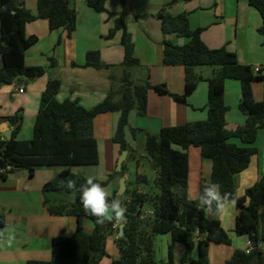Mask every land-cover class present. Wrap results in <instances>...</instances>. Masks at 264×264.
Instances as JSON below:
<instances>
[{"label": "trees", "instance_id": "obj_1", "mask_svg": "<svg viewBox=\"0 0 264 264\" xmlns=\"http://www.w3.org/2000/svg\"><path fill=\"white\" fill-rule=\"evenodd\" d=\"M190 2L191 0H183ZM87 5L99 13L108 12L107 0H86ZM122 11L115 18V27L108 38L122 32L121 43L124 48L125 73L123 77L122 98L113 99L111 94L102 103L86 108L77 100L60 101L57 94L61 89L59 79L49 80L42 95L36 116L33 135L22 140L18 135L22 128V117L11 116L15 125L11 138H0V176L25 169L34 171L40 168L61 167L63 170L43 186L44 204L53 215H73L76 229L72 235L60 234L52 240V257L49 261H31L29 264H99L108 255L106 243L114 222L98 224L96 218L86 212L80 202V193L62 187L68 179H75L82 185L86 177L72 171L73 167L97 166L100 163L98 141L94 134V118L105 112H119L120 117L114 132V143L121 151L129 150L126 135L130 128V115L136 111L139 116L148 113V91L169 95L174 101L188 104L191 95L202 81L198 68L209 65L215 68L214 75L208 79V116L205 120L188 122L162 128L158 133H147V160L156 172L154 188L143 191L139 187L127 188L124 206L126 207L125 233L116 238L119 257L111 264H160L155 255V239L159 235H170L172 245L169 249L168 264H175L172 247L179 243L184 246L182 262L198 246V258L190 264H212L208 256L211 243L231 244L232 239L219 219L208 215V208L202 207L190 197L189 149L200 147L202 156L211 159L213 170L211 183L220 185V193L236 196L235 178L246 170L252 156L258 153L253 144L260 129L264 128V99L254 97L253 84L264 81V64L259 72L255 67L241 64L235 52L222 48H210L202 39L203 28H193L189 13L172 15L165 11L158 14L165 35L184 37L187 42L177 45L171 40L164 41L163 61L165 65H181L185 68V91L183 94L171 92L165 84L153 85L135 83L131 79L130 69L141 67L135 56L134 45L126 26V0H121ZM262 17L258 33L264 44V0H249ZM38 13L33 14L26 7L25 0H0V53L4 64L0 67V86L11 84L27 71L26 51L38 41L35 35L27 36V24L38 19H47L50 30L64 28L72 36L77 27L75 8L69 0H38ZM109 13V12H108ZM111 15V14H110ZM85 67H105L98 50H90L86 55ZM45 72L42 67L34 68L35 76ZM234 79L242 85L240 110L246 115V122L229 134L226 130V115L229 107L225 103L226 80ZM133 137L139 131L131 128ZM239 138L245 145L231 141ZM134 157L140 160V156ZM126 172L123 165V174ZM120 173L110 175L107 181L120 177ZM141 184L147 182L146 175L137 177ZM207 185V184H206ZM206 185H202L200 194ZM75 194L72 209L56 195ZM117 195H114L115 197ZM112 197H110L111 199ZM239 210L235 232L238 236L248 235L252 247L250 250L237 249L224 264H263L264 242L262 225L264 214V175L250 186L245 195L236 199ZM149 205L153 213L144 212ZM215 210V205L213 209ZM91 220L94 228L87 231L84 220ZM5 224L0 216V227Z\"/></svg>", "mask_w": 264, "mask_h": 264}, {"label": "crops", "instance_id": "obj_2", "mask_svg": "<svg viewBox=\"0 0 264 264\" xmlns=\"http://www.w3.org/2000/svg\"><path fill=\"white\" fill-rule=\"evenodd\" d=\"M156 1V4H151L153 1H149L148 9L154 5L158 7L156 8V11L159 10L158 12L165 11L172 15L182 12L189 13L191 26L204 29L202 39L210 48L217 49L226 46L228 50L237 54L241 64L263 68L264 44L258 33L262 17L259 11L249 4V0ZM25 3L32 13H38L36 2L30 3L29 0H25ZM131 4L130 0H126L125 21L129 28L131 22L135 23L141 17L139 11L132 12ZM166 4L169 6L164 8L163 6ZM114 10L117 11L116 13L122 11L121 8ZM149 17H151L150 14ZM88 26L89 24H87ZM100 26V29L96 31L90 29V34L92 36L99 35L105 41L110 40L107 37L108 28ZM119 32L121 31H118L115 36ZM148 32L150 36L147 38L146 49L141 48L139 44V50L136 53L137 57L138 53L140 54L139 57L144 62L142 65L147 69L146 75L142 72L138 74L140 70L133 67L130 69L131 79L138 84H145L147 81L153 85L165 84L171 92L183 94L185 91V68L181 65H165L163 51L165 40H171L180 46L187 41L183 40L184 37L174 34L165 35L159 19L151 30L150 27L148 28ZM26 34L38 37L37 43L26 51L27 70L33 73L34 68L42 67L45 72L41 76H35L33 73L31 78H27L25 75L19 76L13 83L0 86V138L12 137L15 125L9 117L19 115L22 117V128L18 138L31 139L41 98L51 79L61 81V89L57 94L60 101L77 100L89 109L102 103L111 94L115 101L122 98V91L120 92L118 88H123L125 67L121 65L117 77L112 76L110 72L111 67L114 66L110 62H120L119 54L115 60L110 61L108 57L104 56L103 51H100L105 67H85L87 52L94 49L89 45L84 47L69 45L67 39H71L74 34L68 36L64 28L50 30L47 19H38L27 24ZM103 45L108 44L106 42ZM3 64L4 58L0 53V67H3ZM197 71L202 74L203 79L208 80L213 77L215 68H198ZM114 80L120 84L116 89L113 84ZM225 87V103L230 108L226 115V130L232 134L246 122L247 117L239 107L242 99L240 81L228 79ZM21 88H24V92H20ZM253 90L255 99L262 101L264 99V81L255 82ZM207 104V81H201L198 84L196 91L190 96L188 104L177 103L171 96L159 94L153 89L148 91V113L143 118L139 117L137 112L134 114L135 111L131 113L130 128L127 130L126 138L129 148L134 149L141 158L145 157L144 165L150 168L151 175L153 172L147 160L148 154L145 156L146 148H144L145 152L138 151L137 139L133 137L131 128L144 130V138H146V132H159L164 127L205 120L208 116ZM118 120L119 113L117 114V112L102 113L96 116L94 134L98 141L100 163L97 166L79 169V174L86 178L96 176L100 181H107L114 171L119 173L116 171V165L123 151H121L120 145L114 143L113 140ZM231 141L241 146L245 145L237 137H232ZM253 145L258 148V153L253 155L254 157L252 156L249 167L235 178L237 197L244 196L247 189L264 175V128L259 130ZM62 170L61 167H50L27 172L13 171L4 178L0 176V216L5 220L4 226L0 228V232L4 233L0 237V264H29L31 261H49L52 257L53 238L60 234L72 235L75 232L77 225L75 216L71 214L53 215L44 204V184L54 179ZM212 170V160L202 156L200 147L192 146L189 149L190 197L192 200L198 199L202 185L211 183ZM120 174L121 176L118 178H111L105 187L111 193L110 197L116 195L121 177L124 176L127 183V171ZM74 198H68L69 209L73 207ZM143 211L150 212L152 210L144 208ZM238 213L236 204L228 205L219 214L215 210L208 209V215L211 218L219 219L232 239L231 244H210L208 256L212 264H224L237 249L248 251L252 247L248 235L238 236L235 232ZM84 224L87 231L93 230L94 224L91 220L85 219ZM262 225L264 228V214ZM119 230L120 224L115 223L106 243V250H109L111 257L105 262L101 261L100 264H111L114 258L119 257L120 252L115 241L118 238ZM9 234L14 237L10 244L8 243ZM159 239L164 246L162 257L165 256V259L162 260V264H165L166 246L170 248L172 238L167 235L166 238ZM156 240L157 238L155 242ZM173 249L176 250L175 252L172 250L175 264H190L198 258V246L188 254L186 262H182L185 253L184 246L176 243L173 245ZM261 249L264 252V242L261 243Z\"/></svg>", "mask_w": 264, "mask_h": 264}, {"label": "rangeland", "instance_id": "obj_3", "mask_svg": "<svg viewBox=\"0 0 264 264\" xmlns=\"http://www.w3.org/2000/svg\"><path fill=\"white\" fill-rule=\"evenodd\" d=\"M32 1H33V3L34 2L37 3V0H29L30 3H32ZM149 1H153L151 4L157 3L156 0H130V3H132L131 4L132 12H135V11L138 12L139 11V16H141V17H139V20L137 22H135V23L131 22L132 24H131L130 28L127 27L131 42L135 48L134 49L135 56H137L136 53L139 50V44H140L141 48L146 49V44H148L147 38L150 36L149 32H148V28L150 27V30H151L153 25L156 24V22L158 21L157 16L160 13V12H158L159 10L156 11V8H158V7L151 5L150 9H148V6H149L148 2ZM69 2H70V6L72 8H75V10H76L77 30L75 31V33L71 39H69V38L67 39L68 44L72 45L73 47H77V45H79V47H84L86 45L92 46V48L94 50L103 51L104 56H106V58L108 57L110 59V61L115 60V57L119 54V61L120 62H117V63L110 62V64H113L114 66H112V67L109 66L112 68L110 70L111 75L114 77H117L119 70H121L120 69L121 65L123 66V62H124V48H123V45L121 43L122 33L119 32L117 36H115L113 38L109 37L110 40L107 39V41H105V40H102L101 36H99V35L92 36L90 34L89 30L90 29H95V31L99 30L101 27L100 25H103L104 27L108 28L107 31H108V35H109L110 31L115 27V18L118 14V13H116L117 11H115L114 9H118V10H120V8L122 9L121 0H107L106 7H107V10L109 13L108 12L99 13V12L95 11L94 9H92L91 7H89L87 5L86 0H69ZM168 4L164 5L163 7L167 8L169 6ZM149 14L151 15V17H149ZM87 24H89L88 27H87ZM126 26H128V25H126ZM183 40L187 41V39H185V38H183ZM106 42L108 45H103ZM137 47H138V49H137ZM138 55L140 56L139 53H138ZM139 56H138V59L140 60L141 67L140 66L136 67V70H140V71H138V74H140L142 72L144 75H146L147 69L145 67H143L142 64L144 62L141 61ZM205 67L213 68L212 66L205 65V66L200 67L199 69L205 68ZM52 73H53V71H52ZM201 77H202V81H207L206 79H203L204 77L202 76V74H201ZM113 84H115V86H114L115 89L118 88V86L120 85L117 80H114ZM111 85H112V83H111ZM118 89L120 92L122 91L121 87ZM108 113L111 114L110 111L105 112L104 114H108ZM118 113L119 112H117V114ZM100 114H102V113H100ZM134 114H136V111L134 112ZM119 117H120V113H119ZM139 117H142V116H139ZM144 117H146V116H144ZM95 118H94V120H95ZM143 131L144 130L139 129L136 136L134 137L135 139H137L136 143L138 145V151L139 152H145L144 148H146V146H145L146 138H144L145 134L143 133ZM147 133L148 132H146V137H147ZM151 133H158V132H151ZM142 134H144V135H142ZM135 154H137V153L135 152ZM133 155H134V151L132 149H130V155L128 156L127 161L125 163V167H126V171H127V175H128L127 176V183H126L127 188L132 190V189H135L136 187L137 188L139 187L143 191H148V189H150L151 187L153 189L154 188L153 181L156 178L155 170L151 168L152 172H153V175H151L149 172L150 168L144 165V163L146 162L145 157L140 158V160H137V158H135ZM146 155H147V153L145 152V156ZM81 168L85 169L84 167H73L72 171L79 174L80 173L79 169H81ZM16 171L27 172L28 170L21 169V170H16ZM115 173L116 172L114 171L113 175ZM9 174L10 173H8V175ZM139 174H142V175L146 174L148 177L147 182L141 184V182H139L137 179ZM114 178H117V177H114ZM43 195H44V193H43ZM126 196L127 195L124 194L123 198L125 199ZM73 197H75V194L56 195L55 196L56 199H63V201L64 202L66 201L67 203L69 201L68 198H73ZM74 200H75V198H74ZM144 208L149 209L150 206L146 205ZM2 213H5V212H2ZM0 228H2V227H0ZM166 236L167 235L157 236L156 237L157 240H156L155 246H154L156 259L160 261V264H162V260L165 259V256L162 257L163 256L162 250L164 249V246L161 243L159 238H162V237L166 238ZM116 237H117V235H116ZM106 249H107V247H106ZM169 249H170L169 246H166V262H165V264H168L167 260H169ZM172 250H174V252L176 251L175 249H173V247H172ZM107 253H108V255L102 259V261H104V262L109 260L111 257V255L109 254V250H107ZM177 259H180V258H177ZM179 262H180V260H179Z\"/></svg>", "mask_w": 264, "mask_h": 264}, {"label": "clouds", "instance_id": "obj_4", "mask_svg": "<svg viewBox=\"0 0 264 264\" xmlns=\"http://www.w3.org/2000/svg\"><path fill=\"white\" fill-rule=\"evenodd\" d=\"M69 191H77L80 193V202L86 212L90 213L96 218L98 224L106 222H114L116 224H123L126 220V207L124 206L123 199L117 195L110 199L111 193L100 182L96 176H88L82 185H77L75 179H68L62 185ZM220 185L216 183L207 184L201 194L199 195V203L202 207L209 210L213 209L217 214L222 213L228 205H235L238 197H232L231 194L225 193L221 195ZM4 233L0 232V237ZM14 239L11 234L8 236V243Z\"/></svg>", "mask_w": 264, "mask_h": 264}, {"label": "water", "instance_id": "obj_5", "mask_svg": "<svg viewBox=\"0 0 264 264\" xmlns=\"http://www.w3.org/2000/svg\"><path fill=\"white\" fill-rule=\"evenodd\" d=\"M24 75L27 78H31L33 76V73L31 71L27 70ZM8 138H10V136H8ZM127 156H128V150H124L122 152L121 156L119 157L118 161H117V165H116V171L117 172H119V173L123 172V165L127 159ZM126 190H127L126 178L123 176L120 179V187H119L116 195H119L121 197L125 194ZM124 228H125V222L123 224H120V230H119L118 237H122L124 235V233H125Z\"/></svg>", "mask_w": 264, "mask_h": 264}, {"label": "built area", "instance_id": "obj_6", "mask_svg": "<svg viewBox=\"0 0 264 264\" xmlns=\"http://www.w3.org/2000/svg\"><path fill=\"white\" fill-rule=\"evenodd\" d=\"M254 70H255V72L257 73V72H259V71L261 70V68H260V67H255ZM20 92H24V88H21V89H20ZM0 171H1V172H2V171L4 172L5 170L3 169V170H0ZM149 213H153V212L150 211Z\"/></svg>", "mask_w": 264, "mask_h": 264}]
</instances>
